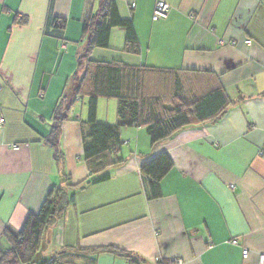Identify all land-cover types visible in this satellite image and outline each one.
Here are the masks:
<instances>
[{"label":"crops","instance_id":"0c3cea01","mask_svg":"<svg viewBox=\"0 0 264 264\" xmlns=\"http://www.w3.org/2000/svg\"><path fill=\"white\" fill-rule=\"evenodd\" d=\"M156 1L116 0L119 15L133 22L138 52L126 51L124 31L113 27L108 47L94 48L91 58L193 70L189 89L201 94L221 87L228 105L220 116L183 126L153 146L144 126H124L113 154L121 162L108 179L87 183L81 97L61 111L59 163L45 138L56 104L77 86L74 74L82 82V22L97 0H0V249L8 247L4 229L18 232L50 187L69 176L72 184H85L48 229L42 249L48 258L63 248L113 245L139 264H258L264 253V0H163L167 17L153 21ZM55 18L65 20L63 28L53 25ZM56 53L63 55L60 68L67 66L51 74ZM96 120L116 123L114 98L99 97ZM160 152L173 165L161 180L162 195L152 199L140 164ZM95 264L130 263L102 253Z\"/></svg>","mask_w":264,"mask_h":264},{"label":"trees","instance_id":"16d2710c","mask_svg":"<svg viewBox=\"0 0 264 264\" xmlns=\"http://www.w3.org/2000/svg\"><path fill=\"white\" fill-rule=\"evenodd\" d=\"M64 23L63 18L53 20V25L58 28H63ZM113 27L124 31V49L131 53L138 52V38L132 20L119 15L116 0H97L96 10L88 11L82 22L85 42L77 57L78 70L83 71L82 82L74 74L73 80L77 86L70 88L56 104L54 125L45 138L53 149L56 163H59L62 153L58 138L61 123L66 118L61 111H67L76 96L81 97L90 88L86 93V120L81 122L83 159L90 174L85 182L108 179L109 169L121 162L113 154L120 149V134L124 126H144L153 146L173 136L183 126L220 116L228 105L221 87L201 94L189 89V80L196 76L193 70L180 72L93 60L91 54L94 48L108 47ZM99 97L116 100V123L96 120ZM172 165L167 152H160L140 164V171L147 181L149 198L162 195L161 180ZM84 184H72L69 176L64 177L61 184L50 187L39 210L26 215L18 232L13 233L5 228L3 236L8 247L0 249V264H39L43 259H46L44 264H95L97 255L102 253L123 257L130 264H139L131 252L113 245L63 248L50 258L43 255L48 229L74 203L75 190Z\"/></svg>","mask_w":264,"mask_h":264},{"label":"built area","instance_id":"2783aa9c","mask_svg":"<svg viewBox=\"0 0 264 264\" xmlns=\"http://www.w3.org/2000/svg\"><path fill=\"white\" fill-rule=\"evenodd\" d=\"M130 6L133 7L134 4H131ZM168 9H169V5L165 1L157 0L155 5H154V8H153L152 19L155 21L159 20V19H165L167 17V14H168ZM245 43L250 44L251 40H246ZM4 122H5L4 118L2 116H0V128L3 126ZM11 146H12V148L18 147L17 144H12ZM230 187H233V185ZM232 243L236 244L237 240L233 239ZM248 255H249V251L246 248H243L242 256L244 258H247ZM155 259H156V261L159 260V258H155ZM257 260H258V264H264V253H259ZM49 261H50V259H49ZM174 263L179 264V263H181V260L175 259Z\"/></svg>","mask_w":264,"mask_h":264},{"label":"rangeland","instance_id":"374dc122","mask_svg":"<svg viewBox=\"0 0 264 264\" xmlns=\"http://www.w3.org/2000/svg\"><path fill=\"white\" fill-rule=\"evenodd\" d=\"M68 50H66L65 52H63V55L67 52ZM60 54H62V53H60ZM62 55V56H63ZM62 56H58V54L56 53V62H54V64H52V66H51V68H50V70H49V72L51 73V74H53L55 71H57V69H58V67L60 68V66H59V59L62 57ZM74 64H75V68L74 69H77V62H76V60H75V62H74ZM61 65V64H60ZM67 65L66 64H64V66H62L61 68H60V72L61 71H63V69H65V67H66ZM75 72V71H74ZM72 74H73V72H72ZM71 74V75H72ZM71 81H72V76H70V78H69V83H71ZM82 92V91H81ZM78 104H79V107L80 106H86L87 107V96H86V94H81V100L80 101H76ZM99 122V121H98Z\"/></svg>","mask_w":264,"mask_h":264},{"label":"water","instance_id":"95a60500","mask_svg":"<svg viewBox=\"0 0 264 264\" xmlns=\"http://www.w3.org/2000/svg\"><path fill=\"white\" fill-rule=\"evenodd\" d=\"M91 180H93V178H91ZM90 181H87V183ZM46 262V259H43L39 264H44Z\"/></svg>","mask_w":264,"mask_h":264}]
</instances>
